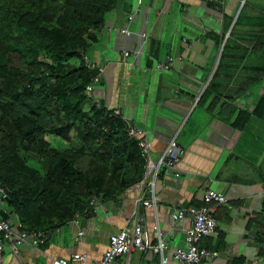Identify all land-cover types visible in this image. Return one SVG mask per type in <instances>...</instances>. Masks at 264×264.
I'll return each mask as SVG.
<instances>
[{
  "label": "crops",
  "instance_id": "crops-1",
  "mask_svg": "<svg viewBox=\"0 0 264 264\" xmlns=\"http://www.w3.org/2000/svg\"><path fill=\"white\" fill-rule=\"evenodd\" d=\"M246 1L126 0L108 16L86 57L101 77L91 101L120 110L131 127L144 134L149 161L158 162L175 139L183 152L180 162L156 180L145 179L114 199H100L90 214L76 216L47 235L43 246H23L18 256L7 249L0 264H53L76 254L98 264L111 236L131 226L137 210L144 219L147 246L158 243L160 230L170 250L186 248L192 218L174 216L203 207L210 190L225 196L227 203L209 207L217 230L201 241L200 249L218 256L202 264H264V119L253 115L264 95V50H252L251 37L241 43L236 37L235 45L247 49L231 51V60L214 81ZM250 6L251 14H264V0H252ZM124 29L131 35H124ZM246 51L245 60L238 63L237 57ZM165 62L172 66L160 73L156 64ZM213 81L226 91L210 112L213 98L204 107L199 102ZM240 112L251 115L242 130L232 125ZM153 198L156 205L150 209L138 202ZM1 211L11 213L6 202H0ZM10 222L18 228L15 216ZM166 256L169 264H180L170 251ZM126 259L129 264L161 261L151 251H134L121 261Z\"/></svg>",
  "mask_w": 264,
  "mask_h": 264
},
{
  "label": "trees",
  "instance_id": "trees-1",
  "mask_svg": "<svg viewBox=\"0 0 264 264\" xmlns=\"http://www.w3.org/2000/svg\"><path fill=\"white\" fill-rule=\"evenodd\" d=\"M250 1L225 44L214 81L231 51L247 49L235 45L236 37L240 43L251 37L250 48L264 50V14H251ZM125 2L0 0V188L11 210L0 217L10 222L15 216L19 231L50 235L90 214L94 198L114 199L145 179L149 159L141 139L130 137L127 123L86 94L99 75L86 62L88 52L108 16ZM247 54L236 56L238 63ZM214 81L199 102L204 107L213 98L210 112L226 91ZM253 115L264 119V95ZM250 117L240 112L233 127L244 129Z\"/></svg>",
  "mask_w": 264,
  "mask_h": 264
},
{
  "label": "built area",
  "instance_id": "built-area-1",
  "mask_svg": "<svg viewBox=\"0 0 264 264\" xmlns=\"http://www.w3.org/2000/svg\"><path fill=\"white\" fill-rule=\"evenodd\" d=\"M206 3H219L223 0H203ZM135 15L132 14L129 18L132 21ZM124 35L130 36L131 32L128 29L122 31ZM146 37V35H144ZM126 57L130 54L126 53ZM87 62V59H86ZM88 64V62H87ZM172 64L165 62L162 64H156V69L160 73H164L170 70ZM101 77L98 75L94 77L91 83L86 88V94L90 100L93 99L95 88L100 84ZM93 102V101H92ZM99 105L97 102H93ZM100 107V106H98ZM109 110H112L108 108ZM116 117H120L128 125V134L130 137H138L141 139L140 148L143 153L148 156L150 150V144L145 140L144 134L141 131H137L131 127L126 118L123 117L120 110H112ZM183 152L178 145L177 141L173 139L166 148L163 156L156 163L149 161L147 166V172L145 175L146 180H150L157 177L162 173H169L176 169L177 164L180 162V157ZM144 179V180H145ZM143 180V181H144ZM142 181V182H143ZM141 182V183H142ZM140 183V184H141ZM138 184V186L140 185ZM137 186V185H136ZM150 186H155V181L150 183ZM5 191L0 188V202H5ZM100 199L94 198L91 205L99 201ZM139 203L147 208H153L156 205V199L150 201H144L140 199ZM216 203L222 205L227 203V199L220 193L210 190L205 194L204 206L201 208H189L185 212H181L174 216L175 220L184 219L187 216L192 218V225L186 233V248H176L170 250L166 241L162 238L160 230L156 231L158 237V243L156 245L147 246L144 242V219L137 210L134 214L132 224L129 227L124 228L121 232L112 235L109 241V247L106 251L102 261L98 264H129L128 259L121 261L124 257L128 258L134 251L145 253L151 251L161 257L159 264H169L170 257L166 256L168 251L171 252L172 258L180 264H202L205 259H215L218 254L216 252H209L200 249V243L204 238L210 237L215 234L217 230V222L211 215L210 205ZM82 235V234H81ZM47 241V234L42 232H24L19 231L18 228L12 225L11 222L5 221L0 217V263L4 252L9 249L13 255L18 256L20 248L23 246H30L33 248L43 246ZM53 264H91L89 258L85 254H76L70 259H57L53 261Z\"/></svg>",
  "mask_w": 264,
  "mask_h": 264
},
{
  "label": "rangeland",
  "instance_id": "rangeland-1",
  "mask_svg": "<svg viewBox=\"0 0 264 264\" xmlns=\"http://www.w3.org/2000/svg\"><path fill=\"white\" fill-rule=\"evenodd\" d=\"M30 165L34 168H39L38 164H36L35 162H30Z\"/></svg>",
  "mask_w": 264,
  "mask_h": 264
}]
</instances>
